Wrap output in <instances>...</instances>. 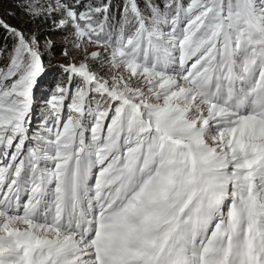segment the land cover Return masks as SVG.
I'll list each match as a JSON object with an SVG mask.
<instances>
[{"label":"snow or ice","instance_id":"snow-or-ice-1","mask_svg":"<svg viewBox=\"0 0 264 264\" xmlns=\"http://www.w3.org/2000/svg\"><path fill=\"white\" fill-rule=\"evenodd\" d=\"M0 264H264V0H0Z\"/></svg>","mask_w":264,"mask_h":264},{"label":"trees","instance_id":"trees-1","mask_svg":"<svg viewBox=\"0 0 264 264\" xmlns=\"http://www.w3.org/2000/svg\"><path fill=\"white\" fill-rule=\"evenodd\" d=\"M113 2L119 4V3L122 2V0H113ZM7 7H8V5H5V8H6V9H7ZM11 22H12V23H18V21H11Z\"/></svg>","mask_w":264,"mask_h":264}]
</instances>
